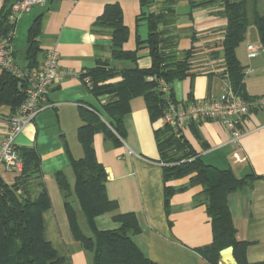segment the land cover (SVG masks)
Masks as SVG:
<instances>
[{
  "label": "crops",
  "instance_id": "obj_1",
  "mask_svg": "<svg viewBox=\"0 0 264 264\" xmlns=\"http://www.w3.org/2000/svg\"><path fill=\"white\" fill-rule=\"evenodd\" d=\"M7 3L8 0H0V12ZM109 3L120 6L128 31L123 49L134 50L136 36L144 40L147 34L146 21L141 19L137 25L136 17L141 12L157 10L160 1L146 8L139 0H49L44 6L32 7L14 23L13 47L15 54H21L22 65L27 64L24 59L27 30L33 20L39 18L36 63L44 58L47 49L53 48L59 55L58 67L64 72L46 93V107L14 138L18 149L32 148L39 157L40 181L50 197V207L42 213L43 238L60 259L58 264H92L93 258V252L83 248L73 237L63 197L54 179V174L61 171L72 188L74 182L69 177L72 170L67 150L74 158L82 156L76 136L77 128L83 123L79 111L101 110L107 100L106 96L92 95L81 74L96 67L99 61L117 70L135 66L147 68L151 62L144 44L137 53L136 62L111 57V35L93 27ZM174 11L169 34L176 38L179 55L190 51V57L188 74L169 85L173 99L177 103H190L196 99L216 98L226 81L222 40L227 19L222 5L218 0H177ZM251 26L254 28L250 31L252 36L249 34ZM248 43H260L252 23L235 50L245 71L244 90L252 97L264 94V57L247 58ZM240 45H244V56L239 54ZM119 80L116 76L108 82ZM12 114L9 104L0 105V142L8 127L7 118ZM156 119H151L144 98L136 96L123 118V136H118V144L105 139L102 132L94 134L95 156L106 173L105 193L117 204L114 211L97 215L94 226L99 231L117 229L120 223L114 216L133 212L140 232L131 234V241L154 264H211L197 251L212 241L202 187L190 182L192 174L164 179V164L155 139V130L163 124ZM193 124L184 128L182 135L205 163L229 169L237 178L248 174L256 176L249 187L229 193L227 204L236 238L249 242L247 261L264 263V111H252L245 117L236 141L218 121ZM233 154L237 155L236 159ZM7 177L11 179L12 175ZM166 190H171L167 203ZM73 197L70 196V201L78 226L85 236H92L93 231L83 213L81 217L73 205ZM217 264H221L220 261Z\"/></svg>",
  "mask_w": 264,
  "mask_h": 264
},
{
  "label": "trees",
  "instance_id": "obj_2",
  "mask_svg": "<svg viewBox=\"0 0 264 264\" xmlns=\"http://www.w3.org/2000/svg\"><path fill=\"white\" fill-rule=\"evenodd\" d=\"M8 0L0 12V36L11 28L8 13L11 3ZM141 6L151 7L156 1L161 6L148 10L136 17L146 21L147 34L144 40L136 36V48L123 49L127 40V28L123 24L120 6L106 4L102 14L94 21V30L109 32L111 35L110 52L115 60L136 62L137 53L144 44L150 57V66L123 68L117 70L105 61L81 74L88 77L91 86L87 87L95 97L106 96L107 100L97 108L80 109L82 124L77 128V140L82 148V156L74 158L67 150L69 163L74 176L72 188L63 172L54 174L55 182L63 197V205L73 237L83 248L93 252L92 264H154L144 257L131 241L130 235L140 232L135 213L124 212L114 216L120 223L114 230L99 231L94 226V218L117 208L115 201L105 193L106 173L97 161L93 146V136L102 132L104 138L118 144V136H123V118L130 111V101L142 96L151 119L162 117L166 102L159 90L158 79L168 85L188 74L190 51L182 53L176 49V38L169 33L174 22V5L177 0H139ZM210 1V0H209ZM222 5L227 24L222 40L224 67L229 83L235 93L250 98L243 87L244 69L240 66L235 50L245 39L247 27L252 23L257 31L258 40L264 48V15L256 8L253 0L251 17L246 0H218ZM39 18L33 20L27 30L24 59L28 68L36 67L38 52ZM16 55V54H15ZM119 76L117 82H108ZM151 78V79H150ZM18 80L8 72L0 74V105L9 104L16 113L24 99V93L17 86ZM172 98V94L170 95ZM191 126H194L193 123ZM155 139L163 162V176L180 177L192 174L190 182L202 187L206 203V214L210 219L212 241L198 253L211 264L219 261V251L229 245L237 264L249 263L246 259L248 241L238 240L233 219L227 204L229 193L249 187L256 178L252 174L237 178L229 169H221L205 163L185 140L182 133L177 135L167 124L155 130ZM18 153L23 160V170L12 184L0 178V264H58L60 259L51 244L43 238L42 213L50 207L48 191L40 181L39 157L32 148H20ZM34 187V188H32ZM171 190L165 192V203ZM73 195L83 213L92 236H85L80 230L75 210L71 204Z\"/></svg>",
  "mask_w": 264,
  "mask_h": 264
},
{
  "label": "built area",
  "instance_id": "obj_3",
  "mask_svg": "<svg viewBox=\"0 0 264 264\" xmlns=\"http://www.w3.org/2000/svg\"><path fill=\"white\" fill-rule=\"evenodd\" d=\"M49 0H15L11 3L8 22L11 28L0 36V72H8L17 78L18 88L24 93L16 113L10 115L8 127L0 142V178L12 184L15 177L23 170V160L14 143L15 136L23 126L32 121L35 115L46 107L45 95L64 73L58 67L59 55L53 48L45 51L44 58L36 67L28 68L19 64L13 47L14 23L34 6H44ZM247 58L257 57L261 50L260 43L246 45ZM245 73V71H244ZM151 79V78H150ZM225 84L216 98L196 99L190 103H177L170 95V86L158 79L159 90L166 106L162 115L164 123L169 125L177 135L182 133L190 123H201L208 120L218 121L236 141L240 135V126L245 117L252 111H264V94L244 98L232 89L225 72ZM86 87H90L88 77L83 78ZM264 129V125H263ZM233 156L237 157L236 154ZM11 174L9 179L7 175Z\"/></svg>",
  "mask_w": 264,
  "mask_h": 264
},
{
  "label": "rangeland",
  "instance_id": "obj_4",
  "mask_svg": "<svg viewBox=\"0 0 264 264\" xmlns=\"http://www.w3.org/2000/svg\"><path fill=\"white\" fill-rule=\"evenodd\" d=\"M246 2H247V10H248L249 16L251 17V11H252V7H253V4H254L253 0H246ZM255 3H256V8H257L258 12L261 13V14H264V0H256ZM250 24L248 25V27L250 26ZM251 27L249 28L250 29L249 32L254 29L253 26H251ZM249 34H250V36L253 35V34H251V32ZM243 47H244V45H240L239 46V54L241 56H244L243 55V51H242ZM16 56H17L19 64H22L21 63L22 62L21 54L20 53H16ZM246 57H247V55H246ZM257 57L258 58H256V57H254V58H256V60H257V59H261V58L264 57V48L263 47H262V50H261L260 54ZM250 59H253V58H250ZM156 121H160L162 124H164V120L162 119V117H159L158 119H156ZM73 139H75V135H73ZM69 177L71 179V182L73 183L74 182V176L72 174V171H71ZM73 205L76 207L77 212L79 211L78 213L81 215V217H83L82 212H80V210L78 208V204H77L76 200L74 199V197H73Z\"/></svg>",
  "mask_w": 264,
  "mask_h": 264
},
{
  "label": "water",
  "instance_id": "obj_5",
  "mask_svg": "<svg viewBox=\"0 0 264 264\" xmlns=\"http://www.w3.org/2000/svg\"><path fill=\"white\" fill-rule=\"evenodd\" d=\"M219 261L221 264H237L233 255V247L231 245L219 251Z\"/></svg>",
  "mask_w": 264,
  "mask_h": 264
}]
</instances>
